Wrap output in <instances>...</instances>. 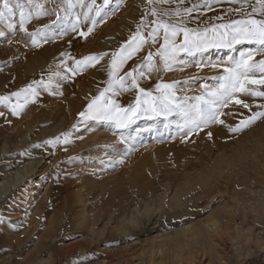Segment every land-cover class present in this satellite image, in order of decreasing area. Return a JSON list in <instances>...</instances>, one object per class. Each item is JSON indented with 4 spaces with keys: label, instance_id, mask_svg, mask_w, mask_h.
Listing matches in <instances>:
<instances>
[{
    "label": "rangeland",
    "instance_id": "374dc122",
    "mask_svg": "<svg viewBox=\"0 0 264 264\" xmlns=\"http://www.w3.org/2000/svg\"><path fill=\"white\" fill-rule=\"evenodd\" d=\"M7 3L13 11L0 20V184L10 188L0 197V264H25L30 254L27 264H178V256L196 264L192 251L199 264H264V116L241 124L264 112V97L237 93L247 108L230 102L219 109L223 123H192L201 103L196 97L219 88L224 69L241 53L264 60L255 43L217 46V31H225L220 25L264 20L252 11L256 0H95L102 6L95 23L78 0ZM4 5L0 0V11ZM156 22L188 30L201 41L199 50H179L168 60L161 55L164 29L155 40L149 35ZM138 27L144 39L133 51ZM169 41V49L180 48L184 32H169ZM38 53L43 57L23 69ZM114 54L117 62L130 58L116 68ZM88 56L100 58L77 65ZM262 75L256 71L253 78ZM173 82L178 107L167 114L142 104L120 127L89 115L97 97L135 108L138 95L143 100L150 93L151 100L162 94L157 84ZM248 87L264 91V85ZM243 145L248 170L233 174L227 190L220 181L210 202L192 200L212 174L224 175L222 159L238 164ZM25 165L35 167L17 181L16 170ZM212 215L216 235L207 227Z\"/></svg>",
    "mask_w": 264,
    "mask_h": 264
},
{
    "label": "snow or ice",
    "instance_id": "6c2138e0",
    "mask_svg": "<svg viewBox=\"0 0 264 264\" xmlns=\"http://www.w3.org/2000/svg\"><path fill=\"white\" fill-rule=\"evenodd\" d=\"M31 2V0H29ZM105 4L108 3V0H104ZM158 3H166L168 0H157ZM80 3L81 8L87 7L88 12H84L83 15L85 19H92L93 23H95V18L100 14V10L102 6L95 7V0H92V4L84 5L83 0H78ZM256 4L258 7H253V13L259 11L262 15H264V0H256ZM71 7V4H70ZM95 7V15L89 16V12L93 10ZM13 9L8 6L7 0H5L4 10L0 11V20L5 18L6 14H11ZM188 11V10H186ZM21 17L22 20L24 19V12L23 8L21 7ZM179 15V13H176ZM153 15H156L155 10H153ZM158 27L153 30V33L149 35L153 36V40H155V33L159 31V28L164 29V39L165 44L161 45L163 51L161 55H164L168 58V60L174 61L175 60V53L179 50H187L190 51L191 49L195 48L199 50L201 41L199 40H192L190 39V35L188 30L186 29H177L174 25L165 24L161 22H156ZM219 28L224 29L225 31L219 32L217 31V36L221 43L217 44V46H231L232 43H241V42H249L255 43L259 46L260 51L264 52V20H255V19H245L240 21H233L231 24L228 25H220ZM91 28L88 29L91 32ZM177 31L184 32V44L178 48L175 44H172L171 49L166 47L169 44V32L172 35H175ZM207 31V30H205ZM3 35V33H0ZM34 35V34H31ZM82 36L87 35V33H81ZM139 37V39H137ZM132 41L135 42V47L133 51L139 50L143 42V37L140 36L139 27L137 28V32L130 38ZM206 39V37H205ZM33 43H36V40L33 39ZM103 54H101L102 56ZM114 54L113 64L116 68L124 63V60L130 58V54L127 57H123L116 61ZM100 57L97 56H88L84 57L83 60L77 61L78 66H87L92 61L98 60ZM253 53L250 51L248 53H241L240 58L238 60L232 61L233 66L225 68L224 71L226 73L225 76H221L219 79L222 81L219 88L216 90L208 93V97L200 96L196 97L197 101H200L198 105H195V112L196 116L193 117L192 123L195 126H199L200 124L206 125L211 121H215L217 123H223V121L219 118L218 112L221 107H227V104L230 102H234L236 104H240L243 107L247 108L248 104L244 103L242 100L236 98L237 93L243 94H250L252 96H260L264 97V91H254L248 87V85L259 84L264 85V75L260 79H254L253 76L256 71H259L261 74H264V60H260L258 62H254L252 60ZM147 60H151V53ZM171 67V65H169ZM115 71V69H114ZM135 69H133V72ZM133 72L126 73L127 77L131 79V86L132 88H138L137 81L133 76ZM119 83L121 87L125 86V78L120 77ZM157 84L156 88L158 91L162 90V94L159 97H154L151 100L149 97L151 96L150 93H144V99L141 100V97L137 96L136 107L135 108H128V109H121L119 105H116L114 102L109 101L108 103H98L101 97H97L92 103L89 105V115L95 114L96 118H106L112 119L116 123L117 127H120L124 124L125 118L128 116L129 113H136L141 105H150L151 110L156 112V114H167L175 110L178 105H174L173 101L175 99L174 93L171 91L174 87V84ZM26 91V90H22ZM140 92H143L142 89H139ZM19 95V94H15ZM103 96V93H101ZM3 98H0L2 100ZM154 101H159V103H154ZM264 107V106H262ZM113 109H115L116 115H113ZM15 114V109H14ZM81 116H85V113H80ZM260 116H264V112L255 113L249 120L242 121L241 124L243 126H247L253 120L257 119ZM240 126L231 129V131H239ZM51 143V141H49Z\"/></svg>",
    "mask_w": 264,
    "mask_h": 264
},
{
    "label": "bare ground",
    "instance_id": "6f19581e",
    "mask_svg": "<svg viewBox=\"0 0 264 264\" xmlns=\"http://www.w3.org/2000/svg\"><path fill=\"white\" fill-rule=\"evenodd\" d=\"M71 39V38H70ZM14 49V48H13ZM37 53V52H36ZM30 56V55H29ZM43 57V54L41 53V54H37V55H33L32 57L30 56L29 57V59L27 60V61H23L24 62V64H22L23 66H22V68L24 69H28V67H30V66H32V63H34V62H37V61H39V59H41ZM14 58V57H13ZM12 60V59H11ZM13 62V61H12ZM21 68V69H22ZM22 71V70H21ZM2 76H0V78H1ZM149 123V121H143L142 122V125L144 126V128H146L145 126L147 125ZM151 123V122H150ZM141 125V126H142ZM253 131H254V129H249L247 132H245V133H243L241 136L243 137V138H246V137H248V134L249 133H253ZM239 138H240V136L238 137V139H237V141L239 140ZM227 140V139H226ZM243 140V139H242ZM249 140V139H248ZM240 141V140H239ZM238 141V142H239ZM221 143V142H220ZM249 143V142H248ZM226 144V143H225ZM227 145V144H226ZM239 145H240V143H239ZM259 145H260V143H259ZM217 146V145H216ZM224 146V145H223ZM228 146V145H227ZM257 146H258V144H257ZM220 147H221V145H220ZM244 147V145L243 146H241V148L240 149H242L241 150V154H239V155H241L240 156V158L242 159H239V161H238V164H235L233 161V159L232 158H225V159H222L221 160V162H222V164H223V167H225V171H224V175L220 178V177H217L216 175L217 174H212V180H210V181H208V182H206V181H204L203 183H205V187L203 188V193H202V195L201 196H196L195 197V199H192V200H194V201H197L198 199L200 200L201 198H202V200H204V201H209L210 202V200H211V194H212V192L213 191H215L216 189H219V187L221 186V185H219L220 184V181H222L224 184H225V186H224V190H227L228 189V187H229V185L232 183L231 182V177H232V175L233 174H235V173H238V172H246L247 170H248V166H247V162H245V159H246V156H248L246 153H248L247 151H246V148L244 149L243 148ZM249 148V147H248ZM258 149L260 148V146L259 147H257ZM225 149V148H224ZM251 149H252V147H251ZM253 150V149H252ZM261 150H262V148H261ZM260 150V151H261ZM257 151V150H256ZM259 151V152H260ZM258 152V151H257ZM263 152V151H262ZM255 153V152H254ZM251 154V153H250ZM246 155V156H245ZM255 158V157H254ZM250 161V160H249ZM221 162H219L218 163V165L216 166H214L213 167V170L212 171H214L215 169H217V168H220L221 166L220 165H222L221 164ZM31 165V164H30ZM28 165H25V167H24V170L23 171H19V170H16V174H15V176H16V180L18 181V180H20V179H22V178H24L26 175H28L29 174V172L30 171H32L33 169H34V167H35V165H32V166H29V167H27ZM221 179V180H220ZM218 186V187H217ZM8 188H10V186H8V184H7V182L5 183V182H2L1 184H0V197H2L3 196V193H6L7 191H8ZM223 190V189H222ZM222 190H221V192H222ZM223 190V191H224ZM225 192V191H224ZM228 192V191H227ZM230 195V194H229ZM230 197V196H229ZM233 197V196H232ZM232 199V198H231ZM215 215V214H214ZM214 215H212V217L210 218V220H208L207 221V227H208V230L210 231V233L212 234V235H216L217 233H218V231H219V225L217 224V220L215 219V216ZM147 218V217H146ZM145 220V219H144ZM83 244V243H82ZM75 246V245H74ZM193 253V258L195 259L194 261H195V263L196 264H199V255H197L194 251H192ZM31 256V254L23 261V263H25V264H27V261L29 260V257ZM176 258V257H175ZM178 258V261H179V263L178 264H183V262H182V260L180 259V256H178L177 257ZM186 259V258H185ZM160 261V260H159ZM189 261V260H188ZM191 261V260H190ZM181 262V263H180ZM186 262V261H185ZM19 264H20V262H19ZM108 264H112V262H108ZM161 264H166V263H161ZM187 264H189V263H187ZM192 264V263H191Z\"/></svg>",
    "mask_w": 264,
    "mask_h": 264
}]
</instances>
